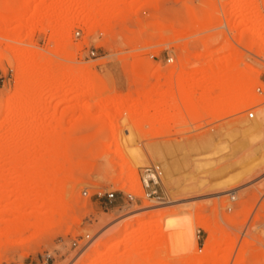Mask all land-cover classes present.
Returning a JSON list of instances; mask_svg holds the SVG:
<instances>
[{
    "label": "rangeland",
    "instance_id": "374dc122",
    "mask_svg": "<svg viewBox=\"0 0 264 264\" xmlns=\"http://www.w3.org/2000/svg\"><path fill=\"white\" fill-rule=\"evenodd\" d=\"M18 17L0 21V95L23 107L0 124V210L20 204L0 213V264H78L90 241L91 264H264V126L245 129L264 111V0H30ZM15 47L65 75L17 82ZM140 158L162 167L159 199L128 168ZM28 169L51 182L15 184ZM185 216L214 247H177Z\"/></svg>",
    "mask_w": 264,
    "mask_h": 264
},
{
    "label": "bare ground",
    "instance_id": "6f19581e",
    "mask_svg": "<svg viewBox=\"0 0 264 264\" xmlns=\"http://www.w3.org/2000/svg\"><path fill=\"white\" fill-rule=\"evenodd\" d=\"M29 3H30V0H9L8 1V4H12V5H14L13 7L11 6V7H9V5L7 6V7H5V13H4V15H1L0 14V21L1 22H9V21H11V20H14V19H17V18H19L18 17V14L21 12V10H24V9H26L27 7H28V5H29ZM92 8L94 7V6H91ZM91 8V9H92ZM62 11V10H61ZM247 11H248V7H244V9H243V12H242V15L244 16L246 13H247ZM59 12V11H58ZM55 14V13H54ZM54 14H51V15H49V16H51V18H54V20H56V18L57 19H59V17H63L64 18V15H62L63 13L61 12H59V13H56V15H54ZM56 17V18H55ZM63 18H61L60 20H64ZM85 19H87V18H85ZM27 21V20H26ZM25 21V22H26ZM87 21V20H86ZM85 20H84V22H86ZM65 22V21H64ZM63 22V23H64ZM83 22V23H84ZM62 23V24H63ZM24 24H26V23H24ZM23 24V25H24ZM67 24V23H66ZM64 25V24H63ZM17 26H19V25H17ZM20 27V26H19ZM22 27V26H21ZM20 27V28H21ZM62 27V26H61ZM19 28H17L16 26H14V27H11V28H9V30H8V33L10 34V35H15L16 33H17V30H18ZM10 52H11V54H12V57L14 58V60L16 61V63H17V66H18V76L16 77V81L17 82H26L27 83V81L29 82L30 80H32V82L34 83V86H35V84L36 85H39V83L41 84H43V82H49L52 78H56V79H59L57 76H58V74H64L65 73V69L64 68H56V66H52V64H51V60L48 58H46L45 56V58L43 59H40L41 58V56L38 54V52H36V53H34V54H29V52H27V50H25L24 48L23 49H20V48H17V47H15V48H11L10 49ZM35 52V51H34ZM42 56H43V54H41ZM28 59V60H27ZM0 61H1V58H0ZM65 75V74H64ZM50 79V80H49ZM61 79V78H60ZM56 81H58V80H56ZM55 80H54V82H56ZM60 82V81H59ZM29 83H31V82H29ZM21 84H23V83H21ZM25 84V83H24ZM41 84V85H42ZM54 85V84H53ZM36 87V86H35ZM34 87V88H35ZM43 87V86H42ZM33 90V89H32ZM17 92V91H16ZM21 93H22V91L19 93V90H18V93L16 94V93H11V94H9V96H7L6 97V99H2V97H1V95H0V110H4V112H5V114H4V117H3V119L0 121V124L1 125H3L2 123L3 122H5L6 120L8 121V125L10 126V128L11 129H13L14 128V126L16 125V120L18 119V118H20L21 116H23V113H22V109H23V107H17V105H14V106H12V103H13V101H18V99H20V96H21ZM25 93V92H24ZM21 100H22V98H21ZM133 102H134V100H132ZM135 101H137V100H135ZM12 102V103H11ZM14 102V103H15ZM119 102V101H118ZM132 102V103H133ZM18 103V102H17ZM124 103H126V102H124ZM124 103H123V105H124ZM131 103V104H132ZM131 104H128L127 103V105L126 106H131ZM122 107H124V106H122ZM262 109V108H261ZM8 118H9V120H8ZM262 126H264V111H259L258 113H257V116L256 117H254V118H252V119H250L249 121H248V123H247V127L245 128L246 130H248V131H251V130H253V129H256V128H259V127H262ZM244 130V129H243ZM245 131V130H244ZM246 132V131H245ZM3 138H2V136H1V140H2ZM61 140H56L54 143L52 142V146H58V145H61L62 143L60 142ZM3 142V141H2ZM1 143V142H0ZM5 144H6V142H4ZM3 144V143H2ZM226 143H224L223 145H220V147L222 146L223 148H224V145H225ZM239 145H238V147H243L244 145H246L247 144V141H245V140H241L239 143H238ZM8 145V144H7ZM6 145V146H7ZM10 145V144H9ZM2 146V145H1ZM10 146H8L7 148H9ZM219 147V148H220ZM222 147H221V149H222ZM226 147V146H225ZM245 147V146H244ZM4 148V147H3ZM252 151V150H251ZM140 154V153H139ZM143 158V157H142ZM142 158H140V159H136L135 160V162L133 163V164H128V168L131 170V171H135V167H136V165L137 166H139V165H142V164H144L143 162V159ZM262 160H264V155H262V158H261ZM32 170H34V169H32ZM28 172H29V169H28ZM27 172V175L26 176H23L22 178H19L18 180H15V184L17 183V184H24V183H27V184H29V185H31V184H34V183H36V182H43V183H48V181L49 182H51V179H49V177L51 176V175H49V176H47V175H44L43 173H39V175L38 176H35L36 175V170H35V172L34 171H32V172H29L28 173ZM33 172L35 173V175L33 174ZM133 175V174H132ZM52 178V177H51ZM54 178V177H53ZM10 181H12V180H10ZM6 181L4 180V183H5ZM9 182V181H8ZM7 183V182H6ZM8 184V183H7ZM10 184H12V183H10ZM15 186V185H14ZM19 186V185H18ZM18 186L16 185V187L18 188ZM20 186H22V185H20ZM21 188V187H20ZM19 188V189H20ZM230 188V187H229ZM13 189V188H12ZM14 189H15V187H14ZM222 189H224V188H222ZM22 190H24V191H22V194H27L29 191L26 189V191H25V189L23 188ZM228 189H224V190H222V191H220V192H225V191H227ZM10 192H13V191H10ZM28 199V198H27ZM36 200V198H32V199H29L28 201H25V202H27V204H29V206H31L32 204H35V201ZM171 201V200H170ZM18 202V201H17ZM14 203V205L12 204V205H9L8 207H7V209L6 210H0V213H2L3 211H5V212H8L9 214H11V215H14L16 212H17V210H18V208H20V204H18V203ZM26 205V204H25ZM24 206V205H23ZM22 206V207H23ZM28 206V205H27ZM28 206V207H29ZM33 206V205H32ZM146 206H149V203H146ZM178 216V215H177ZM177 216H174L176 219H177ZM42 218V217H41ZM45 218V217H44ZM140 217H135L134 219L135 220H137V221H139L140 219H139ZM171 218V217H170ZM178 219L179 220H173V219H171L170 220V222H168L170 225H172L173 226V230H174V232L172 233L173 235L172 236H174L175 237V239H176V242H177V247L179 248V249H181V251L182 252H184V253H187L191 248H193L194 246H200V245H203V246H207V247H209V250H210V248L211 247H214V246H212V245H214V241L215 240H213V239H215V238H213V239H201V237H199V235H193L192 234V230H193V228H192V226H193V224L194 223H196V222H199V223H203V225H205L206 223L204 222V221H202V220H199V218H198V216H193V217H190V216H185L182 220L178 217ZM3 220V219H2ZM6 220V219H5ZM40 220H46V219H40ZM12 221V220H11ZM169 221V220H168ZM7 222H8V220H7ZM10 222V221H9ZM41 222V221H40ZM43 222V221H42ZM11 223V222H10ZM130 222L129 221H126V222H124L114 233H113V235L115 234V233H120L122 230L123 231H125L126 230V228H127V226H128V224H129ZM140 224H141V222H139ZM41 224V223H40ZM169 225V226H170ZM168 226V225H167ZM206 227H207V229L208 228H210V226L209 225H205ZM172 230V231H173ZM210 230V229H209ZM137 233H139V230H136V231H134V234H137ZM168 235V234H167ZM174 237H173V239H174ZM167 242V241H166ZM92 243H93V241H90V243H88V245H87V247H85V249L81 252V253H79V255L78 256H82V258H81V260L79 261V263L78 264H91L94 260H96V258H99V255L97 254V248H98V243L97 244H95V245H93V246H91L92 245ZM213 249V253L212 254H214L215 252H218L217 250H220L221 248H218V249H216V250H214V248H212ZM211 249V250H212ZM210 253L212 252V251H209ZM209 253V255L208 254H206L207 256H210L211 254ZM206 255H204L201 259H202V261L204 262V261H207V260H209V257H207ZM78 258V257H77Z\"/></svg>",
    "mask_w": 264,
    "mask_h": 264
},
{
    "label": "built area",
    "instance_id": "2783aa9c",
    "mask_svg": "<svg viewBox=\"0 0 264 264\" xmlns=\"http://www.w3.org/2000/svg\"><path fill=\"white\" fill-rule=\"evenodd\" d=\"M0 80L1 76H0ZM258 91H262L260 87L256 88ZM254 113L253 111L248 112V117H253ZM163 176V170L161 165L158 162H149L147 164H144L140 167L139 170V182L142 190V196L144 197H152L159 199L161 197V180ZM84 193H86V190H84ZM126 198L129 201H136L140 198L136 193L132 191H127L124 193ZM107 198L112 200L115 197V191L109 190L106 192ZM234 196H231V199H233ZM85 238H89V234H85ZM74 246L77 245V241L74 240L72 242ZM24 264H47L46 261L43 262H35V263H24Z\"/></svg>",
    "mask_w": 264,
    "mask_h": 264
}]
</instances>
